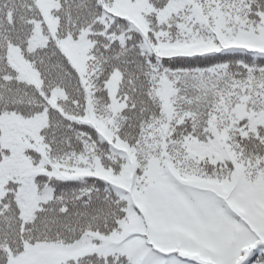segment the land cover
I'll return each instance as SVG.
<instances>
[{"label":"snow or ice","instance_id":"1","mask_svg":"<svg viewBox=\"0 0 264 264\" xmlns=\"http://www.w3.org/2000/svg\"><path fill=\"white\" fill-rule=\"evenodd\" d=\"M0 264H264V0H0Z\"/></svg>","mask_w":264,"mask_h":264}]
</instances>
